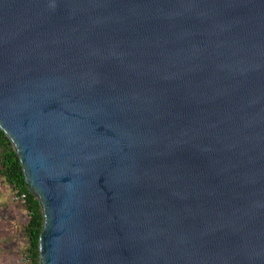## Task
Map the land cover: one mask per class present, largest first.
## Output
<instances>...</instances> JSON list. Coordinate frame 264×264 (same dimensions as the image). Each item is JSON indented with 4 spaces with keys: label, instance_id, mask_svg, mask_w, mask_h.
Returning a JSON list of instances; mask_svg holds the SVG:
<instances>
[{
    "label": "water",
    "instance_id": "1",
    "mask_svg": "<svg viewBox=\"0 0 264 264\" xmlns=\"http://www.w3.org/2000/svg\"><path fill=\"white\" fill-rule=\"evenodd\" d=\"M0 131L39 264H264V0H0Z\"/></svg>",
    "mask_w": 264,
    "mask_h": 264
},
{
    "label": "trees",
    "instance_id": "2",
    "mask_svg": "<svg viewBox=\"0 0 264 264\" xmlns=\"http://www.w3.org/2000/svg\"><path fill=\"white\" fill-rule=\"evenodd\" d=\"M0 184L9 186L18 195H25L23 202L13 203L21 211V218L15 222L16 232L26 241L21 253L25 255V262L21 264H39L38 238L42 225L40 207L38 201L28 192L18 159L1 131Z\"/></svg>",
    "mask_w": 264,
    "mask_h": 264
},
{
    "label": "rangeland",
    "instance_id": "3",
    "mask_svg": "<svg viewBox=\"0 0 264 264\" xmlns=\"http://www.w3.org/2000/svg\"><path fill=\"white\" fill-rule=\"evenodd\" d=\"M9 186L0 184V264H21L25 255L21 254L26 241L16 232L15 222L21 218V211L11 200Z\"/></svg>",
    "mask_w": 264,
    "mask_h": 264
},
{
    "label": "built area",
    "instance_id": "4",
    "mask_svg": "<svg viewBox=\"0 0 264 264\" xmlns=\"http://www.w3.org/2000/svg\"><path fill=\"white\" fill-rule=\"evenodd\" d=\"M11 200L13 202H23L25 200V195L22 194V195H18L16 192H12V195H11Z\"/></svg>",
    "mask_w": 264,
    "mask_h": 264
}]
</instances>
